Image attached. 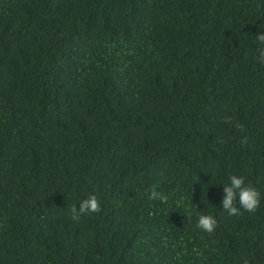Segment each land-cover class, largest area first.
I'll return each instance as SVG.
<instances>
[{
	"label": "trees",
	"instance_id": "1",
	"mask_svg": "<svg viewBox=\"0 0 264 264\" xmlns=\"http://www.w3.org/2000/svg\"><path fill=\"white\" fill-rule=\"evenodd\" d=\"M262 31L264 0H0V264H264Z\"/></svg>",
	"mask_w": 264,
	"mask_h": 264
},
{
	"label": "clouds",
	"instance_id": "2",
	"mask_svg": "<svg viewBox=\"0 0 264 264\" xmlns=\"http://www.w3.org/2000/svg\"><path fill=\"white\" fill-rule=\"evenodd\" d=\"M256 39L260 45H264V31L256 36ZM261 59H264V49L261 50ZM244 178L241 176L233 175L229 178V183L223 186L224 197L221 207L227 210L232 215L238 214V209L234 205L236 204L237 197L239 198V207L245 211L253 212L261 203V193L252 186H244ZM152 198L165 197L157 192L152 193ZM100 210V204L97 198L93 195L88 199L81 201L78 209H73V219H79L80 215L89 211L98 212ZM216 226V220L211 215H201L198 218L197 227L204 232L211 233Z\"/></svg>",
	"mask_w": 264,
	"mask_h": 264
}]
</instances>
